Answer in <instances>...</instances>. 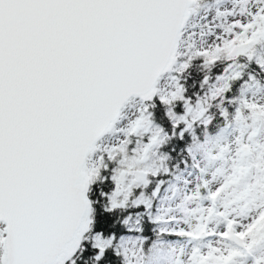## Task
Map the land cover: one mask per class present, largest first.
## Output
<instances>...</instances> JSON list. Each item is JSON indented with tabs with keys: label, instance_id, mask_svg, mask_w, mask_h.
Wrapping results in <instances>:
<instances>
[{
	"label": "snow or ice",
	"instance_id": "6c2138e0",
	"mask_svg": "<svg viewBox=\"0 0 264 264\" xmlns=\"http://www.w3.org/2000/svg\"><path fill=\"white\" fill-rule=\"evenodd\" d=\"M0 264H264V0H0Z\"/></svg>",
	"mask_w": 264,
	"mask_h": 264
}]
</instances>
